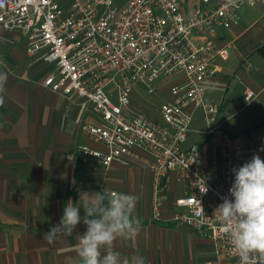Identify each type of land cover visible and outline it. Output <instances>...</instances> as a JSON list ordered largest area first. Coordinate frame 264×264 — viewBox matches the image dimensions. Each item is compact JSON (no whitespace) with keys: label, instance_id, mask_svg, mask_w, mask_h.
Here are the masks:
<instances>
[{"label":"built area","instance_id":"obj_1","mask_svg":"<svg viewBox=\"0 0 264 264\" xmlns=\"http://www.w3.org/2000/svg\"><path fill=\"white\" fill-rule=\"evenodd\" d=\"M258 0H0V27L16 32L25 53L52 64L43 85L65 96L89 102L97 121L82 132L103 145L84 148L97 166L106 167L124 156H149L150 207L161 217L163 187L170 172L185 185L173 203V218L212 240L216 260L208 264H244L220 228L214 210L224 197L232 199L233 167L253 154L264 159V144L232 143L222 132L220 158L206 165L198 144H186L194 113L202 110L208 131L218 105L207 102V78L225 59L229 46H217L214 35L239 20V12ZM1 37V36H0ZM174 73L183 78L169 88L159 106L160 121L129 110L136 86L155 92V82ZM113 85L114 96L106 88ZM252 91L245 97L251 98ZM202 178L208 191L201 193Z\"/></svg>","mask_w":264,"mask_h":264},{"label":"crops","instance_id":"obj_2","mask_svg":"<svg viewBox=\"0 0 264 264\" xmlns=\"http://www.w3.org/2000/svg\"><path fill=\"white\" fill-rule=\"evenodd\" d=\"M0 36L7 43L0 54V72L8 75L0 104V264H83L77 252V234L86 231L82 221L72 235L61 234L53 245L43 240L44 233L59 224L69 200L81 208L83 217L85 201L97 192L111 191L137 198L132 219L139 223V233L114 242L121 264H131L134 256L143 257L145 264L215 261L210 237L173 218L180 211L173 201L185 191L176 174L167 177L161 217L155 220L149 156L140 152L135 158L124 156L109 166H97L94 157L83 151L103 150L81 129L84 123L97 121L89 102L45 87L44 71L41 75L35 66L52 64L27 56L18 33L0 27ZM214 40L217 46H229L228 57L216 60L217 70L206 82V101L218 105L217 129L208 131L202 110L197 109L186 140L198 144L206 165L213 157L220 158L223 131L232 143L264 144V0L241 9L238 22L218 29ZM167 77L171 83L162 81ZM167 77L155 82L154 93L136 86L131 99L156 95L160 106L183 75ZM246 91L253 92L251 98L245 97ZM131 103L129 110L141 113ZM159 106L157 115L147 117L160 121Z\"/></svg>","mask_w":264,"mask_h":264},{"label":"clouds","instance_id":"obj_3","mask_svg":"<svg viewBox=\"0 0 264 264\" xmlns=\"http://www.w3.org/2000/svg\"><path fill=\"white\" fill-rule=\"evenodd\" d=\"M7 79V73L0 72V104L4 102ZM232 172L234 182L228 190L232 199L224 197L214 215L244 264H264V159L253 154L242 166L233 167ZM199 179L202 186L198 187L206 194L208 187ZM136 201V196L131 194L97 192L93 199L85 201L81 217V208L69 200L59 224L45 232L43 240L53 245L61 234L72 235L82 221L86 231L77 234V252L83 264H121L114 242L120 237L134 238L139 233L140 225L132 219ZM131 264H145V260L134 256Z\"/></svg>","mask_w":264,"mask_h":264},{"label":"rangeland","instance_id":"obj_4","mask_svg":"<svg viewBox=\"0 0 264 264\" xmlns=\"http://www.w3.org/2000/svg\"><path fill=\"white\" fill-rule=\"evenodd\" d=\"M2 47L3 48L7 47V43L3 38L0 39V54H1ZM20 47H21V49H23L22 45H20ZM46 66H48V65H46ZM46 66L40 65V64L35 66L36 71L39 70L37 72L41 73V75H42V72L40 70L44 71L43 78L46 76V74H48L51 71V69L53 67V66H48V68L46 69ZM170 80H171V78H168V77L162 79V81H165L166 84L171 83ZM106 90H107V93L109 94V96H114V90L115 89L113 88V85H110L109 87H107ZM145 96H148V97L145 99ZM145 96H144V99L142 97H139V96L138 97L135 96L134 98L132 97V99H131L132 103L131 104H132V106L135 107L134 108L135 111L141 112L142 114H144L146 116H148L150 114L157 115L160 100H156L157 99L156 95H145ZM153 101L155 102L154 104H153ZM261 132L264 133V129H261Z\"/></svg>","mask_w":264,"mask_h":264}]
</instances>
